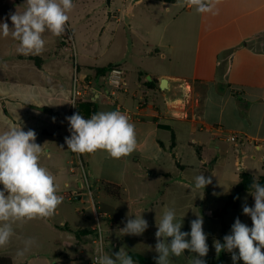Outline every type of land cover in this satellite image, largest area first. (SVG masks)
Returning <instances> with one entry per match:
<instances>
[{"label":"crops","instance_id":"obj_1","mask_svg":"<svg viewBox=\"0 0 264 264\" xmlns=\"http://www.w3.org/2000/svg\"><path fill=\"white\" fill-rule=\"evenodd\" d=\"M148 1L163 5L169 19L164 25L166 34L156 42H147L144 53L158 58L168 67L157 75L145 73L142 77L139 72L134 83L118 64L86 65L85 60L93 59L86 54L88 51H81L77 59L73 55L70 68L67 59L71 54L61 48L60 36H56L55 45L50 44V32L43 34L46 45L40 55H23L17 51L18 41L0 35V52L4 54L0 57V133L9 124L21 125L24 131L33 130L36 143L42 146L41 160H48L49 171L57 170V173L50 171L56 182L63 183L67 189L72 187L74 200H80L84 195L82 177H77L72 168L68 176L60 174L63 164L71 163L67 160L73 157L65 143V137L70 136L65 118L79 112L88 119L92 115L88 104L93 103L94 113L114 104L115 110H123L122 113L128 114L135 125L136 150L141 160L132 162L134 168L129 181L125 176L128 175V162L124 160L111 166L107 163V169L117 167L120 173L117 178H113L109 170L98 175L86 170L94 177V191L87 185L93 220L87 228L66 227L67 231L75 232L80 240L95 236L97 218L101 215L99 222L107 227V232L119 234L122 223L142 214L148 229L132 240L122 239L121 245L104 244V253L130 249L132 251H126L127 254H139L156 261V222L165 208L172 207L176 210V220L183 224L181 231L190 232V222L197 215L203 218L209 246V252L203 258L206 264H233L231 253L223 251L217 255L213 242L223 243V237L231 233L237 217L252 226L251 218L243 214L242 202L246 197L247 205L253 206L254 198L250 192H242L238 206L228 208L219 217L218 213L233 189L222 195L221 204L215 201V205H210V201L218 196L212 183L205 189L196 190L184 181L191 178L195 183L192 177L200 174L216 179V163L228 160L226 144L229 142L233 143L236 153L238 147H244L241 160L235 158L237 170L242 168V172L251 174L244 160L253 159L259 171L264 172V0H216L215 15L211 12L199 14L183 0L172 4ZM12 27L13 24H9V28ZM66 29L73 38L68 24ZM109 65L122 70L125 81L124 89L112 100L106 94L110 92L107 72L103 76L96 74L97 69ZM74 79L80 89L88 85L93 100L83 98L72 103ZM162 79L167 80V90L159 88ZM153 80L156 82L148 85ZM161 97L163 102H160ZM182 142L196 146L198 160L179 159L177 146ZM250 146L255 149L253 153ZM82 170L85 179L83 164ZM238 172L235 185L241 173ZM261 176L264 174L253 177ZM69 179H74L75 185L74 182L71 185ZM148 180L151 184L148 182L146 186ZM101 182L119 186V197L101 190ZM69 199H72L71 195ZM95 242L96 239L93 240L94 247ZM194 256L186 250L180 257H170L169 264H192ZM0 258L14 264L8 257ZM237 264L244 262L240 260Z\"/></svg>","mask_w":264,"mask_h":264},{"label":"clouds","instance_id":"obj_2","mask_svg":"<svg viewBox=\"0 0 264 264\" xmlns=\"http://www.w3.org/2000/svg\"><path fill=\"white\" fill-rule=\"evenodd\" d=\"M199 14L212 13L216 0H183ZM26 9L10 15L13 27L0 23V35L11 36L18 41L17 51L23 55H40L46 45L43 34L62 35L69 22V13L74 9L73 0H26ZM70 136L65 137L67 149L75 154H93L99 150L112 158L131 155L137 148L135 125L119 110L100 111L86 119L79 112L65 118ZM42 146L36 143L33 130L24 131L16 124H9L0 133V249H6L16 235L14 226H23L34 219L51 218L63 196L58 195L56 177L41 165ZM194 188L205 189L212 183L211 176L197 175ZM250 195L254 205H242L244 215L251 218L252 226L242 223L237 217L231 233L213 242L216 254L231 253L233 264H264V185L253 181ZM203 218L190 222V232L181 231L182 222L176 220V210L165 208L156 222V264H169L170 257H180L187 250L195 254L192 264H206L204 257L209 252L207 234L203 230ZM149 225L143 215L128 218L120 229L123 235H142ZM190 237V239H189ZM23 247L16 250L22 258L36 244L35 239L23 240ZM238 250V252L236 251ZM95 264H135L133 258L122 248L116 253L98 250Z\"/></svg>","mask_w":264,"mask_h":264},{"label":"rangeland","instance_id":"obj_3","mask_svg":"<svg viewBox=\"0 0 264 264\" xmlns=\"http://www.w3.org/2000/svg\"><path fill=\"white\" fill-rule=\"evenodd\" d=\"M73 2L75 7L69 13L70 19L68 22L73 38L70 36V45L63 42V40L60 42L64 51H66V47L71 48V44L73 45V52L68 51L71 54V58L67 59L70 68L73 65L72 56L75 55V59H77L81 51H88L86 54L93 57V59L85 60L86 65L103 67L109 63L118 64L126 71L125 74L129 76L133 83L136 81L139 72H142V77L145 73L157 75L164 70V67H168L158 58H152L149 53H144L147 42H156L160 36L166 34L164 25L169 19V15L164 11L163 5L160 3L159 5L154 4L148 0H141L133 5H131L132 0L129 2L127 0H110L109 6H107L106 0H73ZM26 7V0H0V23L12 24L10 15L16 11L22 13ZM48 39L51 45H55L57 42L56 36L50 35ZM1 46L2 44H0V48ZM150 50L152 51V49ZM3 55L0 52V57ZM131 85L133 84L131 83ZM159 99L160 102L164 101L163 97ZM111 110H115L114 104L100 111ZM188 143L182 142L181 145L177 146L179 159L188 160V162L198 160L196 146ZM232 145V142L226 144L228 160L216 163V179L211 176L212 185L218 196L214 201H210V205H215V201L216 204H221L222 195L231 193L237 180L238 171L242 172V168L237 170L235 166L237 160L235 158L241 160L244 147H238L236 153ZM249 149L251 153L255 151L253 146H250ZM139 157L140 153L137 150L131 155L120 159L112 158L103 150L93 154L80 155L73 153V157L67 160L71 163L63 164L60 174L68 176L70 174L69 169L72 168L77 177L81 176L83 197L80 200H74L72 187L67 189L63 183H57L60 189L58 195L63 196V202L58 206L55 214L48 219H34L23 226H14L16 235L8 248L0 249V257H8L14 264H88L94 257L93 240L97 239V235L80 240L75 232L69 233L66 229V227L87 228L93 220V211L89 207L91 197L88 194L87 188L89 186L87 187V185H90L91 191H94V177L88 174L86 170L93 171L95 175H98L101 171L109 170L112 177L117 178L120 174L117 167L114 165L113 169H111L112 167L107 169V163L111 166L113 163L124 160L128 162V175L125 176L126 180L129 181L134 168L132 162L141 160ZM40 162L46 168L49 166L48 160H45V158ZM82 164L86 172L85 179L82 175ZM244 164L248 169H251L253 176L258 177V175L264 174V172L259 171L260 168L257 165H254L255 161L253 159L244 160ZM50 171L57 173V170ZM146 174L148 175V172ZM195 177L194 175L192 179ZM190 179H186L184 182L190 188H194V183ZM149 180L146 181V186L150 183ZM73 182L74 179H69L71 185ZM66 193L69 196L71 195L72 199H69V196H64ZM134 196L135 194L132 195V197ZM245 201L247 202L246 197L243 198L242 205ZM88 219H90L89 222ZM101 228L105 244L116 243L121 245L123 244L122 239L132 240L136 237V235H123L121 232L119 234L117 232L108 233L107 227L103 223ZM27 238L35 239L36 244L24 257L17 258L15 255L16 250L23 247L22 242ZM126 251L132 250L125 249Z\"/></svg>","mask_w":264,"mask_h":264},{"label":"trees","instance_id":"obj_4","mask_svg":"<svg viewBox=\"0 0 264 264\" xmlns=\"http://www.w3.org/2000/svg\"><path fill=\"white\" fill-rule=\"evenodd\" d=\"M161 1L168 4L177 2V0H161ZM60 37L63 41L69 40L70 32L66 29L65 32L62 35H60ZM112 68L113 66L109 65L105 68L97 69L96 74L103 76L106 72H108ZM155 82L156 81L153 80L149 82L148 85H151ZM88 106L92 108L91 112L93 114L94 113L93 103L88 104ZM263 168H264V162H263ZM254 180L264 185V176L254 179V177L247 172H241L239 174V180L237 184L234 186L232 194L228 196L227 201L225 202L226 203L225 206L222 208L220 213H218L219 217H222L228 208L235 209L238 206L241 193L250 192L253 190L251 189L250 185L253 183ZM100 189L103 190L106 194L113 197H119L120 195V187L113 184L101 182ZM128 255H130L133 258L136 264H156V261L139 254L128 253ZM0 264H11V261L6 258H0Z\"/></svg>","mask_w":264,"mask_h":264},{"label":"built area","instance_id":"obj_5","mask_svg":"<svg viewBox=\"0 0 264 264\" xmlns=\"http://www.w3.org/2000/svg\"><path fill=\"white\" fill-rule=\"evenodd\" d=\"M71 38V37H70ZM64 40L63 42L65 43H69V41L71 42V40ZM73 45L71 44V48L70 47H66L65 50L66 51H72L73 52ZM106 82H107V86L110 88V92H107V98H109L110 100L113 99L114 96H116V94L123 90L125 87V81H124V77H123V72L122 70H120L119 68H112L110 69L106 74ZM89 87L88 85H83L82 89L79 88V84L77 82L76 79H74L73 81V89H72V94H71V101L72 103H76L78 100L83 99V98H89L90 100H93V96L92 94H90L89 92ZM118 109H120L118 107ZM127 117L128 114L124 113ZM231 140H234V138H231ZM88 187V186H87ZM89 191V188H87ZM90 193V191H89ZM91 194V193H90ZM102 218L101 215H98L97 218V225L95 228V231L97 233V239L95 242V250H94V257L92 259L91 264H95L97 255H98V250H102L104 252V244L105 241L103 240V230L101 228V224H100V219ZM125 226V223L121 224L120 228L122 229Z\"/></svg>","mask_w":264,"mask_h":264},{"label":"water","instance_id":"obj_6","mask_svg":"<svg viewBox=\"0 0 264 264\" xmlns=\"http://www.w3.org/2000/svg\"><path fill=\"white\" fill-rule=\"evenodd\" d=\"M137 0H133V4L136 2ZM106 4H107V6H109L110 5V0H106ZM159 88L161 89V90H167L168 89V84H167V80L166 79H162V80H160V82H159Z\"/></svg>","mask_w":264,"mask_h":264}]
</instances>
